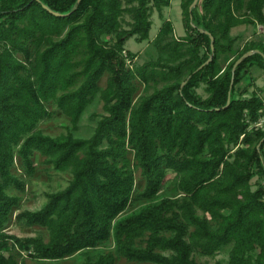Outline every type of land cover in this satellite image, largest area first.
<instances>
[{"label":"trees","instance_id":"1","mask_svg":"<svg viewBox=\"0 0 264 264\" xmlns=\"http://www.w3.org/2000/svg\"><path fill=\"white\" fill-rule=\"evenodd\" d=\"M170 1L0 0V264H23L5 255L9 241L18 253L58 260L110 236L114 251L82 264H115L116 255L200 264L196 254L225 247L227 260L214 264H264V126L252 128L264 100L244 96L245 88L236 94L252 66L264 69V43L247 40L238 49L231 33L238 25L264 26V0H180L186 33L159 44L169 59L127 67L126 39H147L152 10L161 16ZM172 30L164 20L157 41ZM248 50L257 51L232 69ZM157 65L167 68L160 72L165 84L134 101L133 79L154 80ZM201 83L205 97L195 90ZM96 96L106 113L91 135L74 136ZM48 101L69 118L70 127L56 136L36 129L51 116ZM35 152L55 170L71 172L63 189L46 193L41 208L17 214L45 227L47 241L5 230L19 202L7 188L24 189L12 173L15 158L32 174ZM134 166L144 178L139 198H153L167 170L179 175V196L119 217L133 201ZM254 174L259 180L252 188Z\"/></svg>","mask_w":264,"mask_h":264},{"label":"rangeland","instance_id":"2","mask_svg":"<svg viewBox=\"0 0 264 264\" xmlns=\"http://www.w3.org/2000/svg\"><path fill=\"white\" fill-rule=\"evenodd\" d=\"M151 28L149 31V37L145 40L138 41L135 36H131L126 39L122 54L124 55L127 67L135 68L145 64L147 62L162 63L169 59V52L167 50H161L159 44L164 43L166 40L173 38H180L186 33V28L183 24L180 0H171L170 5L162 8V14L158 13L156 9L151 13ZM170 20L173 25V30L164 39L157 41V33L162 27L164 20ZM125 20L128 21L129 17L126 15ZM123 23L125 28H128L127 22ZM255 25H238L231 29L232 35L235 36L236 42L235 48L240 49L245 41L255 40L262 41L264 43V37L255 36ZM264 35V33H263ZM129 52V54H128ZM203 52V49L201 50ZM159 63V64H160ZM151 67V66H149ZM147 69H150V68ZM158 72L155 79H151L148 83H144L138 78L133 79L135 84V93L133 100L136 101L143 95L151 93L154 89L160 88L165 84V81L160 79V72L167 69L161 65L155 66ZM252 77H244L238 84L236 94L245 88L246 93L244 96H249L252 93L258 94L261 99L264 100V69L252 68ZM108 74L104 73L99 80V86L105 87ZM196 92L205 97L207 92L205 91V84L201 83L197 87ZM261 90V91H260ZM262 93V94H261ZM47 108L51 111V116L42 119L37 124L36 129L44 134L56 136L64 133L68 127H70L69 118L65 116L57 107L53 101L46 102ZM106 112L103 108V100L96 96L91 104L87 106L85 111L80 117L77 129L73 130V134L76 137H88L94 130L96 121L104 115ZM252 128L264 126V111L260 116L258 123L253 125ZM35 169L32 174H27L24 171L23 166L18 157L15 158L14 167L12 173L17 175L24 182V189L18 190L13 187L7 188L9 194H16L19 196L18 205L10 215V219L6 223L5 230L8 233L14 234L19 238L26 236H42L44 241L48 240L49 234L45 227L29 224L24 218H18L17 214L23 210H38L46 202V193L63 189L71 178L70 170L58 171L55 170L51 164L45 161V156L35 152L32 156ZM130 160L132 156L130 155ZM133 162V161H132ZM134 168V192L133 201L123 211L119 217L128 215L132 212L148 206L151 203L157 202L164 197H176L179 196V191L175 187V183L178 180L179 175L173 171L167 170L164 180L160 186L159 192L151 199H143L138 197V193L144 188V178L141 175L139 167ZM259 175L254 174L250 179L252 188H255L256 181L259 180ZM201 214L200 211H197ZM169 234V233H168ZM143 245V243H141ZM9 249L4 250L5 255L12 253L18 259L19 263L23 264H82L86 258L94 260L98 255L109 251H114L115 241L113 236L108 237L106 240L99 242L95 247L86 248L81 251L75 252L71 256L64 257L58 260L48 259H35L29 256V252L21 250L18 253V247L13 246L9 241ZM229 247H225L212 256H204L200 254L195 255V259L200 264H214L216 260H227ZM168 254V251H163ZM115 264H154L152 262H140L136 260H128L127 258L116 255Z\"/></svg>","mask_w":264,"mask_h":264},{"label":"crops","instance_id":"3","mask_svg":"<svg viewBox=\"0 0 264 264\" xmlns=\"http://www.w3.org/2000/svg\"><path fill=\"white\" fill-rule=\"evenodd\" d=\"M255 27H256V29H255V31H253V33H256V35L255 36H258V37H264V35H263V33H264V26H262V25H260V24H257V25H255ZM252 68H256V69H261V68H259V67H257V66H252L251 68H250V72L252 73ZM261 91V90H260ZM262 94V93H261ZM258 95H259V93H258Z\"/></svg>","mask_w":264,"mask_h":264},{"label":"water","instance_id":"4","mask_svg":"<svg viewBox=\"0 0 264 264\" xmlns=\"http://www.w3.org/2000/svg\"><path fill=\"white\" fill-rule=\"evenodd\" d=\"M196 2V0H193V3L192 4H194ZM55 14H57V12H54ZM211 45H212V38H211ZM254 51H257V50H248V51H246V52H244L236 61H235V64H234V66H233V68L232 69H234V67H235V65L237 64V63H239L241 60H242V58L243 57H246V56H248V55H250V54H252ZM210 60V58L207 60V61H209ZM206 61V62H207Z\"/></svg>","mask_w":264,"mask_h":264}]
</instances>
